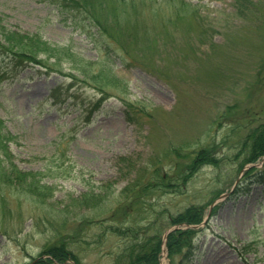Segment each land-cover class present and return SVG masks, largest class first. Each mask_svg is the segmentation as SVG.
I'll list each match as a JSON object with an SVG mask.
<instances>
[{"label": "rangeland", "instance_id": "374dc122", "mask_svg": "<svg viewBox=\"0 0 264 264\" xmlns=\"http://www.w3.org/2000/svg\"><path fill=\"white\" fill-rule=\"evenodd\" d=\"M191 1L199 7L187 15L176 5L181 0H157V11L138 4L135 14L123 17L133 39L124 51L95 27L71 25L50 0H0V24L5 27L38 32L88 60H109L118 79L108 90L128 98L135 117L131 121L126 105L114 96L102 109L87 111L100 94L67 79L66 66L62 74H46L38 66L7 74L11 65L7 69L8 62L0 60V117L17 138L8 144L11 163L19 170L44 172L43 182L54 189L46 200L50 209L36 207L20 190H2L10 211L0 218V264H32L56 234L54 228L37 226L43 216H37L39 210L56 217L63 206L70 219L83 220L80 241L73 247L85 264H114L134 241L124 236V227L143 232L160 226L164 235L184 229L171 225V217L191 205L208 206L217 192L230 191L238 177L241 181L251 165L262 169L264 154L240 172L242 160L235 155L249 129L264 122V0H246L248 5L243 0L240 5L239 0ZM168 2L175 4L171 21ZM109 13L110 8L101 10L103 18ZM53 88L73 97L56 104L50 97ZM176 147L181 155L174 152ZM203 147L221 162L186 172L183 162ZM158 165L173 178L169 189L148 175ZM9 166L4 162L2 168ZM59 168L65 177H58ZM150 182L155 189L141 196ZM101 187L106 190L97 206L71 204L72 196ZM214 203L216 211L196 227L193 253L184 259L177 253L172 262L264 264V186L254 184L247 194L221 195ZM164 235L162 243L168 240ZM159 264H170L165 246Z\"/></svg>", "mask_w": 264, "mask_h": 264}, {"label": "trees", "instance_id": "16d2710c", "mask_svg": "<svg viewBox=\"0 0 264 264\" xmlns=\"http://www.w3.org/2000/svg\"><path fill=\"white\" fill-rule=\"evenodd\" d=\"M242 0H239V5ZM250 3L256 4L255 0H247ZM246 0H243V4L248 5ZM258 1V0H257ZM55 3L57 8L62 13L69 14L72 17L73 24L79 25L82 28L97 27L98 31L102 34L109 36L119 46L126 50L128 44L133 41L132 37L127 34L128 28L122 25L124 23V18L130 17L135 14V10L138 9V4L150 5L152 8L157 7V0H51ZM167 4V3H166ZM176 5L183 9L182 11L187 15L192 10L196 13L198 4H193L190 0H181L177 2ZM160 6L165 7L164 3L161 2ZM167 7H170V18L167 20L171 21L173 15L171 8L175 9V4L173 2H168ZM104 8H110V13L106 17H102L101 10ZM80 14V15H79ZM80 16L84 23H79L74 17ZM169 17V16H168ZM103 19L108 23L111 33L103 23ZM145 32H147L145 30ZM145 38L143 40L144 43ZM0 54L3 55L4 59H8L13 68L26 67L31 64H38L46 72L56 71L59 73L63 72V63L68 64L69 71L66 75H69L72 79L83 80L96 87L102 93L110 92L108 88H112L109 84L113 85L118 79L113 75L112 67L109 60L101 61L97 60H85L79 55L75 54L69 47L65 46H55L49 43L47 40L43 39L42 35L38 32L35 33H24L18 30L9 29L3 24H0ZM97 65V66H96ZM82 76V78H81ZM96 84H93V83ZM126 91V90H125ZM53 95L55 98L58 97L57 91L53 90ZM115 94V93H114ZM117 95V94H115ZM122 99L127 106L131 109L132 102L124 96L117 95ZM134 116L131 119L134 120ZM15 136L9 132L3 130V124L0 121V215L5 216L8 210V204L6 200V190L7 188H13L20 190L18 192L25 194L26 197L31 198V203L36 207H47L46 200L54 195L53 186L46 182H43L44 172L35 170H19L16 165L11 163L13 161L12 154L8 150L9 142L15 140ZM247 140L244 142V140ZM241 141L243 144L241 148L238 149L235 158L236 160L243 157L240 162V168L246 163L255 162L264 154V122L258 123L256 126L249 129L247 137ZM177 155H181L179 148H175L174 151ZM185 159H188L189 155H185ZM193 159L183 162L182 166H185L186 172L192 173V171L199 168L205 163H218L221 162L219 156L216 153L203 147L192 155ZM4 162L10 164L9 167L3 170L2 165ZM159 163V162H158ZM181 165V164H180ZM176 165H174L175 167ZM180 166V168L182 167ZM9 169V170H8ZM63 169V168H62ZM61 169V171H62ZM60 170V168H59ZM144 173L147 175L148 168L145 166L143 169ZM255 169H251L249 173L253 172ZM10 171V172H9ZM10 173V174H8ZM151 179L158 177L159 182L157 185L163 187L164 189H169L171 183L169 181L173 179L167 173H161V167L158 165L152 168L149 174ZM185 175V174H182ZM188 174L187 177H190ZM65 173L62 171L58 174V177H65ZM260 179L264 180V169L260 171ZM146 190L141 196L150 194L155 189L154 184L148 183L144 186ZM101 190L95 192L83 193L80 196L71 197L70 201L73 206L78 207H90L97 206L100 204L104 197L101 196L103 191L106 190L105 187L100 188ZM150 197V196H147ZM44 203V204H43ZM64 207V206H63ZM60 208L56 210V217L51 215L48 210L41 211L39 214L43 213L42 217H39V221L36 222L37 226L44 225L48 227L47 229L54 228L55 239L53 241L45 244L43 250L40 252L38 257H34L32 264H64L67 260L71 259L76 264H85L82 256H80L73 247L78 241H80V234L83 231L82 219L79 223L75 219H70L68 215L69 210L67 208ZM50 209L49 207H47ZM63 213L66 215L63 216ZM205 213L204 205H191L184 209L182 212L171 217V224H181L183 222L187 223H199L201 222L203 215ZM61 217V218H58ZM37 218V217H36ZM55 219V220H54ZM94 218L92 219V221ZM78 224V225H77ZM131 226L124 227V236H131L134 241L126 246L121 252L117 254L116 261L114 264H159V253L161 252L162 244V228L156 227L155 229H149L146 231H141L139 228H130ZM195 229H177L172 231L168 236L167 248L169 257L171 260L173 256L177 253L187 252L190 253L192 242L191 238L195 233ZM104 235V231L102 232ZM97 237V241L101 240L103 236ZM128 236V237H129ZM101 238V239H100ZM83 241V238L81 239ZM43 253L47 254L48 257L44 258L41 256ZM31 264V263H26Z\"/></svg>", "mask_w": 264, "mask_h": 264}]
</instances>
